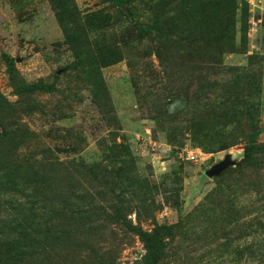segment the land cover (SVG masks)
<instances>
[{
    "label": "rangeland",
    "instance_id": "rangeland-1",
    "mask_svg": "<svg viewBox=\"0 0 264 264\" xmlns=\"http://www.w3.org/2000/svg\"><path fill=\"white\" fill-rule=\"evenodd\" d=\"M118 1L0 0L1 258L264 264V0Z\"/></svg>",
    "mask_w": 264,
    "mask_h": 264
},
{
    "label": "trees",
    "instance_id": "trees-1",
    "mask_svg": "<svg viewBox=\"0 0 264 264\" xmlns=\"http://www.w3.org/2000/svg\"><path fill=\"white\" fill-rule=\"evenodd\" d=\"M108 1H111V2H114V3H117L118 4V0H108ZM33 88V86H25L24 87V90H27V89H32ZM248 140H250V143H249V145L247 146V147H245L244 148V151H243V157L238 161V165L239 166H241V165H243V166H247V165H250L252 162H253V160L255 159L254 157V153H255V150H256V148H257V146H255V145H251L252 143H254V141H253V139H252V137H250V138H247ZM246 139V140H247ZM221 172V171H220ZM219 172V173H220ZM14 183V180H9V181H7V184L8 185H12ZM14 203H15V201H14ZM11 204H12V202H11ZM17 206H20V204H18L17 203ZM40 210L41 209H43V207H40L39 208ZM33 210V209H32ZM33 211H35V210H33ZM47 212H55L56 214L57 213H60L61 214V212H63V209L62 208H60V209H55L54 207L53 208H50L49 207V209L48 210H46ZM34 213V212H33ZM31 216H34V214H32ZM34 217H36V216H34ZM59 217L61 218V217H64L63 215H59ZM54 219H57V217L56 218H54ZM54 219H47L46 221H41L40 223H37V224H35L36 225V227H38V226H42V225H45V224H50V225H52L53 223H55V222H53L52 220H54ZM68 219H69V217H68ZM62 220H63V218H62ZM26 222H28V220H26ZM23 224V223H22ZM25 224V223H24ZM30 225H32V222H30L29 223ZM19 225V224H18ZM53 226V225H52ZM26 229H28L30 232L32 231L31 230V227L30 226H27V227H22V226H19V228H18V231H17V234L20 236H22V237H25V238H29V236H28V233H27V231H25ZM50 231V230H49ZM48 231V232H49ZM50 233V232H49ZM55 233H60V235H66V233H67V231L66 230H64V231H58V232H55ZM55 233H52V234H49V235H54ZM139 237H140V239H141V241H142V243L144 244V247H145V249H146V256L143 258V261H150V262H152V261H154L155 260V258L157 257V255L159 254V247H160V239L155 235V234H148V233H144V232H138V234H137ZM53 237V236H52ZM35 239V238H34ZM34 239H32V242H34L35 244H36V242H35V240ZM55 239V238H54ZM32 246H30L29 248H31ZM19 247H17L16 249H13L12 250V252H13V255L9 258L10 260H11V262H12V264H16L17 263V261H18V258L19 257H21V256H24V254H25V251L23 252V250L22 251H19V250H17ZM29 251V249H27V252ZM6 252V251H5ZM0 258H1V256H0ZM150 259V260H149ZM1 260L2 261H0V264H9L8 262H7V260H8V258L7 259H2L1 258Z\"/></svg>",
    "mask_w": 264,
    "mask_h": 264
},
{
    "label": "water",
    "instance_id": "water-1",
    "mask_svg": "<svg viewBox=\"0 0 264 264\" xmlns=\"http://www.w3.org/2000/svg\"><path fill=\"white\" fill-rule=\"evenodd\" d=\"M224 164L223 163H221V164H218V165H216V166H214V167H211V168H209V169H207V170H204L203 171V174L205 175V176H213V175H217L220 171H222V169L224 168Z\"/></svg>",
    "mask_w": 264,
    "mask_h": 264
},
{
    "label": "built area",
    "instance_id": "built-area-1",
    "mask_svg": "<svg viewBox=\"0 0 264 264\" xmlns=\"http://www.w3.org/2000/svg\"><path fill=\"white\" fill-rule=\"evenodd\" d=\"M192 159V157H190Z\"/></svg>",
    "mask_w": 264,
    "mask_h": 264
}]
</instances>
